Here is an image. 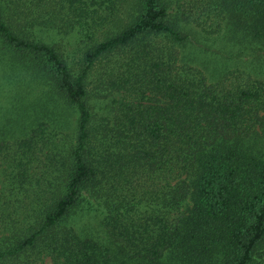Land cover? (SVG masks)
<instances>
[{
    "label": "trees",
    "instance_id": "obj_1",
    "mask_svg": "<svg viewBox=\"0 0 264 264\" xmlns=\"http://www.w3.org/2000/svg\"><path fill=\"white\" fill-rule=\"evenodd\" d=\"M0 71V264H264V0H0Z\"/></svg>",
    "mask_w": 264,
    "mask_h": 264
},
{
    "label": "rangeland",
    "instance_id": "obj_2",
    "mask_svg": "<svg viewBox=\"0 0 264 264\" xmlns=\"http://www.w3.org/2000/svg\"><path fill=\"white\" fill-rule=\"evenodd\" d=\"M189 1H191V0H183V2H185L186 4L189 2ZM197 14H198V12H197ZM121 18H123V17H121ZM63 42H64V40H62ZM65 47V46H64ZM66 50V52L67 53H69V54H72L73 53V51L75 50V48L72 46V41L70 42V43H68V45L66 46V48H65ZM0 73H1V71H0ZM36 92H33L32 94L34 95ZM4 94V93H3ZM5 100V99H4ZM87 220H88V227H90L92 230H95V231H98V229H100L99 228V226H98V221H97V219H94V218H87ZM83 222H85V220H80L79 221V224L80 225H83ZM44 264H51L48 260H45V262H44Z\"/></svg>",
    "mask_w": 264,
    "mask_h": 264
}]
</instances>
